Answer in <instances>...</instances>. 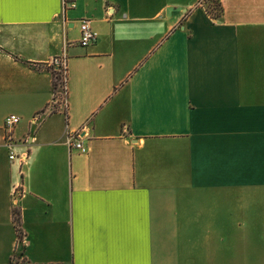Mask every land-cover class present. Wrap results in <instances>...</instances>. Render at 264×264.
I'll use <instances>...</instances> for the list:
<instances>
[{
	"label": "crops",
	"instance_id": "1",
	"mask_svg": "<svg viewBox=\"0 0 264 264\" xmlns=\"http://www.w3.org/2000/svg\"><path fill=\"white\" fill-rule=\"evenodd\" d=\"M219 1L0 0V264H264V0Z\"/></svg>",
	"mask_w": 264,
	"mask_h": 264
},
{
	"label": "built area",
	"instance_id": "2",
	"mask_svg": "<svg viewBox=\"0 0 264 264\" xmlns=\"http://www.w3.org/2000/svg\"><path fill=\"white\" fill-rule=\"evenodd\" d=\"M203 6L206 8V0H203ZM65 7L67 8H75L76 4L74 2H66ZM80 46L82 48H88L97 40V33L93 30L90 21L84 20L81 22L80 26ZM49 66L51 67V71L53 73L54 80V88H55V96L54 101L51 105V113L56 112H65L67 111V94H68V64H67V54L66 50L63 54L58 57L53 58ZM41 115H38L34 118L33 123L36 124L40 121ZM21 119L16 115H9L5 118L4 121V129L7 133L6 137V147L10 151V159L14 160L17 158L16 153L13 151L14 149V140L13 133L15 128L20 124ZM67 143L71 149L78 150L81 154H86L88 152L86 146L83 143V137L81 132H70L67 136ZM26 157H23L21 160L23 161ZM23 194V191L17 189V193L15 194V199H17L20 195Z\"/></svg>",
	"mask_w": 264,
	"mask_h": 264
},
{
	"label": "trees",
	"instance_id": "3",
	"mask_svg": "<svg viewBox=\"0 0 264 264\" xmlns=\"http://www.w3.org/2000/svg\"><path fill=\"white\" fill-rule=\"evenodd\" d=\"M209 2H210V5H211V3H212V5L214 4L215 6H214V8H212V9H210V10L207 8V12H208L209 14H211V15L213 16L214 19H216V20L220 19L221 16L223 15V8H222V6H221L220 1H219V0H212V1L208 0V1L206 2V5H207V3H209ZM209 7H210V6H209ZM53 77H54V76H53ZM54 86H55V85H54ZM14 215H15L14 220H15V226H16V228H17V233H18L19 238L22 240L23 237H24V234H23V231H22V228H21V217H20V212H19L18 210H15Z\"/></svg>",
	"mask_w": 264,
	"mask_h": 264
},
{
	"label": "rangeland",
	"instance_id": "4",
	"mask_svg": "<svg viewBox=\"0 0 264 264\" xmlns=\"http://www.w3.org/2000/svg\"><path fill=\"white\" fill-rule=\"evenodd\" d=\"M207 1H208V0H207ZM207 1H206V2H207ZM210 1H212V0H210ZM205 6H206V8H208V9L210 10V9L214 8L215 5H214V4L212 5V3H211V5H210V2H209V3H207V5H205ZM209 6H210V7H209Z\"/></svg>",
	"mask_w": 264,
	"mask_h": 264
}]
</instances>
